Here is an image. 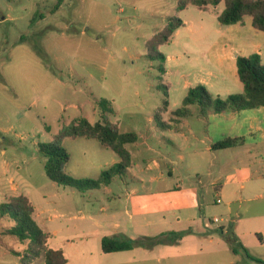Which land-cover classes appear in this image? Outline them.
<instances>
[{
  "label": "rangeland",
  "instance_id": "obj_1",
  "mask_svg": "<svg viewBox=\"0 0 264 264\" xmlns=\"http://www.w3.org/2000/svg\"><path fill=\"white\" fill-rule=\"evenodd\" d=\"M178 1L63 0L59 9L52 11L56 0H0V203L17 195L28 197L40 227L51 235L49 245L62 247L69 264L109 262L110 257L102 253L94 235L85 241L76 236L77 224L90 225L77 217L98 211L100 205L106 203L103 197L106 193L103 188H94L90 190L96 196L80 199L77 189L50 181L44 171L46 159L38 151L39 143L54 140L70 153L64 167L70 176L96 179L118 160L111 150L93 139L79 137L57 141L54 138L75 118L98 120L99 100L111 103L112 121L118 123L120 131L139 132L144 129L146 118L152 115L151 110L161 105L165 86L169 87L166 97L169 110L160 114L165 121L171 112L182 106L188 87L206 81L209 71L217 75V78L211 77L215 87L207 88L211 95L224 98L242 92L230 62L223 61L219 72L205 57L217 37L220 28L217 15L224 9V3L208 6L206 10L192 5L179 10ZM168 17L180 18L186 25L179 28L168 44L156 47L151 39L164 27ZM165 147L172 150L170 144L165 143L157 148L158 152H165ZM241 151L218 152L213 166L185 159L171 177L164 168L145 171L146 177L162 172L167 179L165 182L172 187L193 188L186 194L175 191L169 194L170 200L175 199V202L159 209L173 208L177 212L193 207L197 222L206 226L203 233L218 236L211 240L217 244L193 248L181 242L126 264H260L247 258L240 248L233 253L220 249L218 244L225 241L223 236L255 242L253 234L238 236L240 232H249L253 226L245 220L236 224L235 212L258 207L246 201L229 202L230 192L235 187L228 183H224L227 193H221L222 202L217 204L215 193L207 185L218 175L230 174L229 162L232 158V161L237 160ZM144 158L160 159L155 153H148ZM141 164L145 169L148 162ZM133 185L128 177L114 175L109 188L124 200ZM214 217L220 222L211 223ZM12 224L7 215L5 218L0 215V264H19L11 249H31L27 241L21 242L4 233ZM219 226L223 228V235ZM179 231L185 230L176 232ZM194 235L197 234L189 232L181 239L191 241ZM74 237L72 242H65ZM248 252L263 261L264 244L250 247ZM127 260L128 256H120L112 261L124 264ZM29 264H45L44 257L41 255Z\"/></svg>",
  "mask_w": 264,
  "mask_h": 264
},
{
  "label": "crops",
  "instance_id": "obj_2",
  "mask_svg": "<svg viewBox=\"0 0 264 264\" xmlns=\"http://www.w3.org/2000/svg\"><path fill=\"white\" fill-rule=\"evenodd\" d=\"M247 17L249 19H244V21L242 20V22L233 25H220L217 31V37L208 47L205 55L208 64H213L218 68L226 60L230 62L232 73L237 76L236 57H247L253 53H258L264 65V32L254 29L251 18L249 16ZM183 23V26H185L186 22ZM178 31L179 28L174 32V35H177ZM218 71L221 72L219 68ZM208 74L209 78L206 81H201L199 84H203L206 89L208 87L210 88V86L215 87V83L211 80V77L217 78V75L214 76V72L209 71ZM158 107L151 110L152 115L146 118L147 123L144 129L135 132L137 134V140L134 143L126 145L131 155V165L127 169V172L121 176L128 177L132 184H134L133 187L124 195V200L111 192L109 188L110 184L100 187L108 194H103L106 203L101 204L102 201L95 198L101 204L99 210L94 212L93 215H81L77 217L79 220L90 223V225L85 227L77 224L79 228V232L76 235L78 236L77 238L85 241L89 236L94 235L98 242L101 243V239L106 236L123 235L130 239H139L143 237H154L171 231L189 230L190 233L197 234L194 235L196 236L195 239L191 241L181 239L176 244L184 242L193 246V248L208 247L209 245L217 244L215 243L217 241L213 242L211 240L218 236L203 233L206 230L204 228L205 224L203 222H197V215L193 207H185L177 212L173 208L159 209V206L164 208L165 206L167 207L166 203L172 205L175 202V199L173 202L170 200L169 194H172L174 191L179 194H186L190 190H193V188L187 187L185 190H181V186L179 185L172 187L169 183L165 182L167 179H165L162 172L146 177L145 171L151 172L153 169L164 168L167 175L171 177L174 175L179 163L184 162L185 159H188L190 163L201 162L213 166L215 165L218 152L242 149V153L239 154L237 160L232 161L234 159L232 158L229 162V167L231 166L230 169L232 172L226 176L218 175L212 178L207 185L215 193V202L217 204L222 202L220 198L221 193H227L225 184L228 183L235 187L234 191L230 192L229 202L246 201L258 207L246 209L242 213L239 210L235 212L236 224H240L245 220L253 226L249 229V232H240L238 236L244 237L247 234H253L256 241L246 242L241 239L234 241V246L237 249H241L240 246H242L248 251L250 247L256 248L264 244V107L245 109L239 112H208L205 117L201 113L200 106L194 104L188 107V112L182 117H176L171 112V116L166 121L169 122L172 129L167 130H161L155 124L153 114ZM168 110L169 103L166 113ZM172 119L177 120V123L172 121ZM164 131L168 132V134H165ZM223 138H242L243 144L232 148L213 150L211 146ZM165 143L170 144L172 154L167 149L168 147H165V152H158L157 148L160 145L165 146ZM148 153L157 154L158 158H160L159 161H148L145 159L144 156ZM174 155L176 157H173ZM231 162H233V165H231ZM141 163H144V165L147 164L145 165V169L142 168ZM92 191L88 190L83 194L77 191V193L80 199H85L89 195L96 196ZM201 192L204 191L202 190ZM217 200H220V202H217ZM111 201L116 203H112ZM168 201L171 202L169 203ZM2 217L5 218V216ZM182 217L183 219H181ZM33 218L40 226L34 212ZM10 226L12 225H9L8 228ZM182 226H185V228L182 229ZM219 227L223 232L222 226ZM53 233L55 234L56 231ZM257 234L261 236L262 241L258 240ZM75 239L74 237L65 240V242L70 243ZM176 244L156 245L150 249L137 247L128 251L105 254L107 257H110L109 262L105 261V264H117L113 261L118 260L120 256L129 257V260L125 261L124 264L133 263L142 260L139 259V256H149L159 248L169 249L175 247ZM218 244L220 249L233 251L230 244L224 240ZM47 245L53 249H62L60 246L54 247L49 245V243ZM233 253L236 252L233 251ZM66 264H69L68 260Z\"/></svg>",
  "mask_w": 264,
  "mask_h": 264
},
{
  "label": "trees",
  "instance_id": "obj_3",
  "mask_svg": "<svg viewBox=\"0 0 264 264\" xmlns=\"http://www.w3.org/2000/svg\"><path fill=\"white\" fill-rule=\"evenodd\" d=\"M63 0H56L52 11L59 9ZM224 3V9L217 15V21L222 26H229L242 22L245 16L251 18L252 27L264 32V0H179L177 8L185 9L192 5L199 10H206L208 6H216ZM34 19V18H32ZM184 25L180 18L168 17L162 29L152 37V44L156 47L168 44L174 32ZM150 58H157L150 56ZM162 58H164L162 56ZM236 69L238 80L242 84V92L231 94L224 98L213 96L203 85H196L188 89L182 100V106L175 110L172 115L182 117L188 112L190 105L200 106L201 113L206 116L208 112H239L245 109L264 107V65L260 55L253 53L247 57H236ZM161 70V68H160ZM164 98L161 105L154 111L153 118L156 126L161 130L172 129L168 121L162 120L160 114L166 113L168 109V96L165 86ZM99 108V119L90 122L88 119L79 117L63 126L55 136V140L64 138L76 139L83 137L97 141L100 146L111 150L118 158V162L102 171L96 179L74 178L65 172L64 167L70 160V153L63 147L57 145L54 140L49 143H39L38 151L45 157L44 171L50 181L58 186L73 187L83 194L85 191L107 186L114 175H124L131 165V155L126 148L127 144L137 140L135 132H121L118 123L112 121L114 109L111 103L105 99L97 102ZM171 121V120H170ZM177 123V120L172 119ZM243 144L242 138H223L214 143L213 150H221L236 147ZM34 208L28 197L17 195L8 202L0 203V215L8 216L13 224L4 233L17 237L21 242H28L31 249L23 251L12 250L13 255L18 257L19 264H29L39 256L44 257L45 264H66L67 259L62 249L48 247L50 234L45 232L33 218ZM222 235V229H220ZM189 230L179 232H166L154 237H143L130 239L126 236H111L101 239L100 247L104 254L128 251L134 248L150 249L156 245H174ZM223 238L234 252L236 247L234 238L226 236ZM258 240L262 238L257 234ZM247 258L258 263L264 261L250 256L246 248L240 246Z\"/></svg>",
  "mask_w": 264,
  "mask_h": 264
},
{
  "label": "built area",
  "instance_id": "obj_4",
  "mask_svg": "<svg viewBox=\"0 0 264 264\" xmlns=\"http://www.w3.org/2000/svg\"><path fill=\"white\" fill-rule=\"evenodd\" d=\"M217 202H220V200H217ZM212 222L213 223H219L220 222V219H218V218H213V220H212Z\"/></svg>",
  "mask_w": 264,
  "mask_h": 264
}]
</instances>
